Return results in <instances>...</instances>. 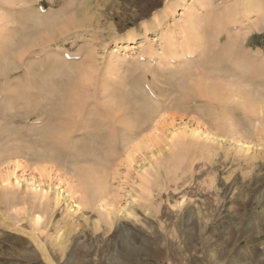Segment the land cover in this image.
<instances>
[{"label": "rangeland", "instance_id": "obj_1", "mask_svg": "<svg viewBox=\"0 0 264 264\" xmlns=\"http://www.w3.org/2000/svg\"><path fill=\"white\" fill-rule=\"evenodd\" d=\"M27 1L0 0V49L11 41V37L19 40L15 39L14 46L11 42L6 46L9 50L13 48L10 60L19 66L10 75L13 80L7 82L10 88L16 90L18 87L14 90L16 94L25 88L34 92L28 84L35 77L29 67L32 68L36 62H41L43 67L48 60L65 61L67 57L70 59L66 61L68 64H75V68L70 69L71 73L78 75L75 78L85 75L90 84L84 91L88 94V88H91L90 94L99 99L101 108L107 106L109 95L135 94L134 90L139 86L137 82L143 83L147 91L155 77L156 83L163 80V72L168 71L169 59L160 60L159 55L151 58L141 55L133 61L112 63L115 48L124 52L125 46L132 49L138 42L150 40L159 49L158 37L167 24L172 23L174 17L180 18L184 4H195L193 0ZM256 1L257 7L247 0H207L208 4L200 9L203 13L195 24L203 39H197L201 43L197 40L191 43L194 55L199 54L198 58L202 59L206 49L204 43L208 42L211 52L223 48L229 50V44L236 49L241 44L246 46V51H254L253 54L263 59L264 30H257L253 22L258 21L259 16L264 18V0ZM247 8L252 11L245 12ZM259 9L263 15H259ZM23 10H33L35 14L50 17L47 24L73 22L68 28H64L65 24L59 26L52 34L54 39L45 45V50L39 47L35 49L39 52H35L34 48L30 51L28 45L25 53L24 44L35 37L44 39L48 30L47 24L36 27L27 22L23 25L21 20L31 15H25ZM209 29L214 33L210 35L213 38L207 35ZM216 34L227 45L215 43ZM176 36L184 41L179 34L176 33ZM228 38L229 43L226 41ZM201 44L204 46L202 49L199 47ZM184 57L179 56L175 60L182 61ZM44 68L40 70H46ZM25 70L31 73L28 77L32 76L28 82L22 78L28 80ZM53 75L63 79L59 72ZM257 76L258 80L264 78V74L263 78L261 74ZM0 77L1 81L4 77ZM226 89L231 88L226 86ZM10 92L4 90L0 93L1 107L5 105L3 96ZM157 95L166 100L169 90ZM181 95L176 93L179 101L174 104L184 101ZM233 100L228 103L232 107L229 106V109L240 116L241 104ZM173 107L157 117L159 120L153 123L151 131H145V136H153L151 146L134 153L132 161L128 155L130 148H127L128 151L124 149L122 144L125 142L120 143L119 137V142H115H118L115 150L119 151L117 154L114 152L113 159L102 161L100 167L95 165L101 169L100 178L106 194L94 203L90 202L93 196L90 198L84 189L83 192L80 190L82 185L73 167L51 160L35 162L22 156L11 157L9 162L6 160L0 170L5 172V168L9 167L15 173L12 180L17 176L24 182L19 186L3 182L4 185L0 186V264H264V126L254 130L253 125L248 123L251 120L245 118L241 119L243 127L237 124L238 129L241 127L238 131L236 124L235 127L221 125L218 120L220 112L213 109L217 113L215 116L210 106L209 110L207 106L195 110L186 106ZM238 119L234 120L239 123L241 120ZM214 120L217 126L213 125ZM180 123L193 128L199 126L202 131L207 129L220 135V139L227 137V140L218 142L202 137L198 147L189 148H195L190 151L191 155L188 154L190 159L186 157L185 162L182 160L178 164L170 157L178 150L176 142L173 148L166 146L162 152L157 147H164L165 141H169L164 137L168 128ZM133 133L138 137V133ZM189 136L186 140L195 141L197 145L195 137L192 139ZM237 138L248 141L252 149L248 152L241 150ZM9 143L8 146H13ZM152 154L154 156L151 157ZM144 163H148L145 164L148 171L142 170ZM33 178L42 180L46 188L50 187V198L35 197L26 188L27 180ZM59 184L62 188L67 184H72L74 188L76 185L75 189L79 191L75 199L83 198L84 207L77 210V202H72L73 207L69 208L68 203L75 199L67 193H64L68 196L66 199L56 202L52 193ZM37 214L41 216L39 223L34 222ZM39 241L54 263L46 259Z\"/></svg>", "mask_w": 264, "mask_h": 264}, {"label": "bare ground", "instance_id": "obj_2", "mask_svg": "<svg viewBox=\"0 0 264 264\" xmlns=\"http://www.w3.org/2000/svg\"><path fill=\"white\" fill-rule=\"evenodd\" d=\"M19 1L28 2L27 0ZM193 1L195 4L192 2L184 4V10L180 18L176 19L174 17V21L168 23L165 30L162 31L161 35L158 37L159 49H156L150 40H142L137 43V46L132 47V49H128L129 46L124 45L125 48L122 46L125 50L124 52H122L120 48H115L111 56L112 63L122 64V62L133 61L141 55H148L149 58L159 55L160 60L169 59L166 68L168 71H164V79L156 83L155 77V79L150 82L151 86L148 87L147 91L144 89L143 83L137 82L136 84L139 86L134 90L135 94L125 95L122 93L123 95H109V99H106L108 104L104 106V108H101L99 99L90 94L91 88H88V94L85 93L84 88L90 84L89 80L84 78L85 75L75 78L77 74L74 72L73 74L75 76H71L73 74L70 69L75 68V64H68L66 61L70 59L67 57L65 61L59 59L48 60L46 64H43L45 66L44 69H46L43 71L40 70L44 67H42L41 62L34 63L32 68L28 66V70L31 69L30 71L35 77L32 78L31 75L28 77V73H31L25 70L28 80L25 81V77L23 76L22 78L24 82H28L30 80L29 78H32V80L28 82L30 85V87H28L34 92H29L28 89L25 88V90H21L22 92L18 90L21 97L20 94L17 95L19 92L17 91L18 93L16 94L15 91L18 87L15 90L13 89L14 87L10 88V85L7 83L13 80V78L10 79V75L14 72L13 70L19 68L14 62L13 64L16 67L12 66V59L10 60L13 48L11 50H9L10 48H6V46H9V42L14 46L13 43H15L16 38L11 37V41H8L7 45L0 49V76L3 75L4 77L1 81H6H0V91H11V94H5L3 96L5 100L4 107L0 106V143L4 142L0 144V169L1 165L3 167L6 164V160L9 162V158L15 156L27 157L35 162L51 160L59 162L61 165H65V167H73L72 170L75 171L82 185L80 190L82 191V189H84V193L90 196V198L93 196L90 202L94 203L97 200H102L100 198H104L102 196L106 194V188L103 187L104 182H102L100 178L101 169L97 168L95 165L97 164L99 166L102 161L110 159L114 152L117 154L119 150H115L117 147L115 144H118V140L120 139V143H126L122 144L125 146H123L124 149L130 148V153L128 149L127 151L129 159L131 158L132 161L134 153L144 147L147 148L151 146V141H153L152 134L145 136L144 133H148L149 130L151 131L153 123L156 122V119L159 120L157 117H160L163 111L173 107V105L176 108H184L186 106L190 110L202 108L203 106H210L212 110L216 109V111L218 110L220 112L221 116L217 118L219 122H221V125H227L229 127H235V124L236 128L239 126L237 124L243 127L244 124L242 120L245 118L251 120V123H248L250 126L253 125L251 127L254 130L255 128L264 126V78L262 77L264 74V58L261 59V57H257L252 53L254 51L250 52L247 49V52L245 50L246 46H241V44L240 47L236 49H234L235 47H231L230 44L228 46L226 42V44H224L222 38L218 34L215 35V43H223L229 47V50L233 48L231 51L223 48L225 50H213L211 52L209 51L210 49H208L207 42L204 43L206 49L203 50V58H198L199 54L194 55L195 51L191 48V43L195 42L197 39L200 41L203 39L200 37L199 29L195 24H197V19H199L203 13L200 9H203L208 2L207 0ZM247 1L253 4L255 3V7L258 6L256 0ZM198 6H200V8H198ZM251 6L253 7V5ZM250 10L247 8L245 12L250 13ZM259 12L261 13L259 15H263L260 9ZM23 13L25 15L31 14L21 20L23 25H26L27 22H31L32 25L39 27L42 24L46 25L50 20V17L35 14L33 10H23ZM82 19L86 21V18ZM72 22L73 21H63L61 23L52 22L51 24H47L46 30H48V33H46V30L44 31L46 33H44L45 38L38 39L35 37L30 39L29 42L23 43L25 46L24 52L28 50L29 47L30 51L34 48L33 50L35 52L45 50L47 48L45 45L54 39L52 34L58 30V27L65 24L64 28H68L71 26ZM210 23L208 26H210ZM253 24L258 28L257 30H264V18H260L259 16V20L254 21ZM23 32L25 33V30ZM41 32H43V30ZM24 33L22 35H24ZM28 33L26 34L27 36ZM176 33L181 36L184 40L183 42L179 40ZM36 34H40V32ZM213 34L214 33L210 31L207 35H209L208 37H212L210 35ZM229 38L226 40L228 43ZM212 40L214 41V39ZM200 41L197 40V42L201 43ZM127 42L129 43L130 40L128 39ZM230 42L232 43L233 41ZM131 43L133 42L131 41ZM220 46L222 47V45ZM232 46L235 45L232 44ZM39 47L41 49L36 51L35 49ZM199 47L202 49L204 46L201 44ZM199 47H197L198 50ZM179 56H185V60H175V58ZM20 57H22V54ZM227 61L230 64L226 63ZM56 72L60 73V77L63 78L62 80H59L53 75L56 74ZM255 72H257L259 76L261 74V78L263 79H259V81L257 78L258 74L256 73L255 75ZM36 76L38 79H34L37 78ZM39 76L41 77L40 79ZM70 77L72 79H70ZM162 82L167 84V86H164ZM160 83H162L161 85L163 87H167L168 89L163 88ZM155 84L158 86H155ZM168 85L172 87H168ZM226 86L231 89H226ZM262 89L263 91H261ZM166 90H169V97L166 100L157 95H163ZM176 93H181L184 101L181 100L178 104H174L173 102L179 101V98H176ZM168 99L170 100L168 101ZM231 100L240 102L237 103L241 104V106L237 105L240 107V116H238L237 113H231L229 109L231 105L228 104ZM207 109L209 110V107ZM207 109L206 112L208 111ZM214 110L212 113L214 114L215 112V116H217ZM101 111H103L102 115ZM209 114L206 115L209 116ZM209 117L211 118V116ZM237 117L240 118L238 120L242 119L239 123L235 121ZM18 118L21 119L17 120ZM218 120L216 119V121ZM214 122L215 120L213 123ZM213 125L217 126L215 123ZM198 127L193 128L182 123L179 125L174 124L171 128H168V134L165 133L166 135L164 136L167 137L169 141L163 140L166 142L165 146L157 148H161L162 152L166 150V146H168V149L173 148L176 142L178 150L170 157L179 164L186 157L190 159L188 154L195 148H191L190 150L189 148L192 146L198 147V143H201L202 137L203 139L205 138L218 142L223 141V139L227 140V137H222V139H220V135L212 134L207 131V129L202 131ZM251 127L250 129H252ZM237 130H241V127L239 129L237 128ZM133 132L138 133V137L140 136V138L136 137L137 135ZM140 134H143L145 137H141ZM187 135H191L192 139L194 136L197 140V145L194 144L195 141H193L194 143H192V141H187ZM137 138L138 143L136 142V144H134ZM141 138L143 139L140 141ZM116 141L118 142L115 143ZM236 141L241 150L245 152L250 150L251 146L248 141H244L242 138H237ZM12 142L16 143L13 144ZM8 143L13 146H8ZM113 145L114 147H112ZM152 156H154V154H152L151 157ZM145 164L146 163L142 165V170L145 169L148 171L149 168L146 166L148 163ZM14 167L16 168V165ZM0 173H2L0 186L4 185L3 182H8L9 185L11 184L13 186H19L21 182H24L23 179L17 176H14L15 180L13 181L11 177H13L15 173L12 170L10 171L9 167L5 168V172L4 170H0ZM71 185L67 184L66 187L62 188L59 184L56 189H53L52 194L56 202H61L68 197L65 196L64 193H67L74 199L76 198L75 195L79 190L75 189L76 185L75 188L71 187ZM26 186L29 191L34 193V196H39L40 199L50 198L49 193L51 189L49 186L46 188L45 185H42V180L37 181L34 178L32 180H27ZM5 187H7V184ZM84 201L83 198L71 200V202L68 203V207L72 209V202H77V210H79L84 207ZM40 220L41 216L38 214L34 216V222L39 223ZM38 243L46 259L54 263L53 259L46 251L47 249L42 246L43 244H41L40 241Z\"/></svg>", "mask_w": 264, "mask_h": 264}, {"label": "snow or ice", "instance_id": "obj_3", "mask_svg": "<svg viewBox=\"0 0 264 264\" xmlns=\"http://www.w3.org/2000/svg\"><path fill=\"white\" fill-rule=\"evenodd\" d=\"M188 91H190V90H188Z\"/></svg>", "mask_w": 264, "mask_h": 264}]
</instances>
